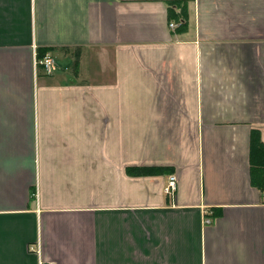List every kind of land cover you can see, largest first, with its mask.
<instances>
[{"label": "crops", "instance_id": "0c3cea01", "mask_svg": "<svg viewBox=\"0 0 264 264\" xmlns=\"http://www.w3.org/2000/svg\"><path fill=\"white\" fill-rule=\"evenodd\" d=\"M252 131L264 0H0V264H264Z\"/></svg>", "mask_w": 264, "mask_h": 264}, {"label": "trees", "instance_id": "16d2710c", "mask_svg": "<svg viewBox=\"0 0 264 264\" xmlns=\"http://www.w3.org/2000/svg\"><path fill=\"white\" fill-rule=\"evenodd\" d=\"M175 18L178 19L179 17L176 16ZM43 53L39 52V56H42ZM249 162L251 184L260 189H264V144L260 139V134L256 131H252L251 133ZM152 171H154L152 168H142L140 170H135V168L130 167L128 168V172L131 175H147Z\"/></svg>", "mask_w": 264, "mask_h": 264}, {"label": "rangeland", "instance_id": "374dc122", "mask_svg": "<svg viewBox=\"0 0 264 264\" xmlns=\"http://www.w3.org/2000/svg\"><path fill=\"white\" fill-rule=\"evenodd\" d=\"M171 22H174V21H171ZM174 23H176V22H174ZM47 53L48 52H44L42 56H44ZM42 56H39V54H37V57H36L37 61L40 60ZM35 65L37 67H41L40 65H38V63L35 64ZM55 70H56V66H55L54 71ZM53 72H51V73H53ZM51 73H46V74H51ZM93 162H94V160H93ZM92 167H93V170H92V172H93L92 179L93 180H92L91 192L89 193V195L86 193V195H84V196H80L77 193L76 202L80 201L82 199H85L86 203L91 201V204L105 203L107 201H109V202L112 201L114 199V194L113 193H114L115 185H120L123 182V180H121V179L115 180L114 179V177H115L114 174L105 171V169H106V167H108V165L103 163L102 164V167H103V170H102L103 181H99L100 176H101V172H100L101 165L100 164L97 165V167H98L97 171H94V163L92 164ZM101 183L103 184V192L101 194H99V191L96 190V184H101ZM96 205H98V204H96Z\"/></svg>", "mask_w": 264, "mask_h": 264}, {"label": "built area", "instance_id": "2783aa9c", "mask_svg": "<svg viewBox=\"0 0 264 264\" xmlns=\"http://www.w3.org/2000/svg\"><path fill=\"white\" fill-rule=\"evenodd\" d=\"M176 26H177V24L174 23V22H170L169 23V27L170 28H174ZM35 62H36L35 64L38 63V65H40L42 67V69L44 70V72H46V73L53 72L54 69H55V66H56L55 60L53 59V57L49 53H47L44 56H42L41 59L38 60V61L36 59ZM175 189H176V176L175 175H170L168 183L164 187V191L167 194L172 195V197H173V195H174L173 193H174ZM262 193L264 194V190L262 191ZM211 222L212 221H211L210 218H206L205 219V224H210Z\"/></svg>", "mask_w": 264, "mask_h": 264}]
</instances>
